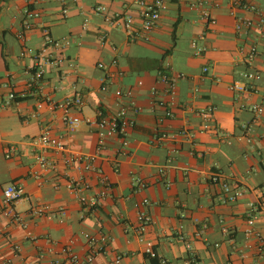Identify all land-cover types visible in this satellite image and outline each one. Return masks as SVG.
<instances>
[{
    "label": "crops",
    "instance_id": "0c3cea01",
    "mask_svg": "<svg viewBox=\"0 0 264 264\" xmlns=\"http://www.w3.org/2000/svg\"><path fill=\"white\" fill-rule=\"evenodd\" d=\"M241 2L164 0L157 26L133 39L111 16L131 13L132 32L140 29L136 0H0V199L11 182L25 192L14 204L21 221L0 219V264H264V110L251 109L264 104V0ZM239 18L251 25L237 30ZM252 45L258 53L249 57ZM161 69L181 74L174 95L158 80ZM116 90H130L138 111L127 110L120 152L118 138L106 137L94 160L108 193L82 204L68 183L85 180L80 192L88 198L100 191L99 174L81 156L96 151L98 112L127 104ZM74 96L81 104L70 113L81 121L71 133L51 103ZM157 99L172 101V116ZM44 128L67 143L43 152L47 167L30 142ZM158 131L166 139H155ZM10 145L17 150L7 157ZM213 173L241 193L227 199ZM139 209L151 216L142 241ZM84 232L109 238L90 244ZM147 242L157 256L145 251Z\"/></svg>",
    "mask_w": 264,
    "mask_h": 264
},
{
    "label": "built area",
    "instance_id": "2783aa9c",
    "mask_svg": "<svg viewBox=\"0 0 264 264\" xmlns=\"http://www.w3.org/2000/svg\"><path fill=\"white\" fill-rule=\"evenodd\" d=\"M164 0H136V4L138 6V11L139 15L141 18V24H140V29L133 31L132 25H133V15L131 13H121V12H114L112 17L113 22H122L125 29L129 32L131 38H147L148 33L157 26L160 14H161V8L163 6ZM232 3L235 5H243L246 6L241 0H232ZM96 9L98 11H105L106 6L105 5H98L96 6ZM27 14L29 17L32 16V12L29 10H26ZM207 22L213 23L214 19L211 17H207ZM260 25H264V18H261L259 21ZM251 25L248 20H244L239 18L237 21L235 27L237 30H241L244 27H247ZM31 26V23L29 21L24 22V27L27 29ZM47 39L51 41L50 37L47 36ZM55 44H59V42L54 41ZM195 45V42L192 43ZM196 52L200 53L202 51L201 47H197L195 45ZM258 53V50L256 46L252 45L249 48L248 54L249 57H253ZM206 70V68H204ZM43 74V69L40 66H37V69H35L34 76L37 79H40ZM158 75V80L165 83L166 85V91L169 95H174L175 92V87H176V77L180 76L181 74H177V76H172L168 72H166L165 69H161L157 72ZM246 76H249L250 74H245ZM138 83H141L140 81ZM233 87L241 89L242 86H239L237 84H234ZM155 89L153 88V93H155ZM116 96L118 97H125L127 99V104H121L117 112L114 114H104L102 111H99L97 114V118L94 120V124L97 128V135H98V140H97V146H96V151L95 153L92 154H87L81 156L84 161V168L87 170H94L99 174V183H100V191L93 197L88 198L85 196L83 193L80 191L82 188L88 187V184L85 180L79 179V180H71L68 183V187L78 193V199L79 202L82 204H96L100 201L101 198H103L111 188L110 181L108 177L101 172L99 167L94 164V160L100 155V152L102 149L105 147V138L110 137V136H116L120 142V148L125 146L127 144V138L124 135V128L127 125H130L131 122L128 119L127 115V110L129 107L133 106V110L135 112L138 111V107L134 105V102L131 98V91L130 90H116L115 91ZM9 98H14L15 95L13 92H9L8 94ZM81 104V99L78 96H74L71 98H67L64 101L61 102H52L51 105L52 107H58L62 109V120L65 123L66 127L68 130L72 133L75 131L81 121L80 117L77 115H73L70 113V108L73 106H79ZM157 104L164 106L165 109V116H172L173 113L172 111L168 108V105L172 104V101L169 103H166L162 99H157ZM251 109L254 110L256 113H260L264 110V104H254L251 106ZM161 120V119H159ZM178 133H186L185 129H180ZM168 134L164 132H156L154 134L155 139H166ZM31 144L33 145L35 152V160L39 163L40 166L42 167H47L48 165V160L44 155L45 150L49 149H56V150H65L67 147V143L64 138L60 136H55L51 133L49 128H44L38 135L33 137L32 140H30ZM17 150L15 145H10L6 148L5 150V155L7 157L10 156L11 153L15 152ZM117 152V154L119 153ZM76 156V157H75ZM69 160H73L74 158L80 159L79 156L77 155H69ZM118 157L115 156L113 166L114 170L118 169ZM211 179L213 181H221L220 178V173H213L211 175ZM223 190L227 194V199L229 200H234L240 193L241 190L238 186L236 185H231L226 181L220 182ZM141 186L144 184L141 182ZM260 192H261V203L264 205V184L260 186ZM25 197V192L24 189L20 184L11 182L6 184V186L2 190V196L0 199V219L1 218H10V219H15L18 222L21 221L20 215L15 211L14 209V204L16 201L22 199ZM148 199L143 198L141 200V204H148ZM254 210V209H252ZM37 212L40 210L36 209ZM255 213L254 212H249V217L247 219V222L249 225H252L255 220ZM137 218H138V226H137V231H138V239L140 241L144 240L143 238V231L147 227V225L151 221V216L144 210L139 209L137 212ZM83 235L85 238L90 242V244H94L96 242H104L109 238V236L106 235H101L98 238L95 237L92 234H89L88 232H84ZM145 251L149 253L150 256L154 257L157 256V253L155 250H153L150 246V243H146ZM96 248L92 249V251H95ZM63 251L69 252L71 260L76 262L78 260L77 254L72 253L69 250L68 246H65L63 248ZM93 258L92 253H89L87 256V260L91 261ZM120 257L117 256L115 259V262H119Z\"/></svg>",
    "mask_w": 264,
    "mask_h": 264
}]
</instances>
